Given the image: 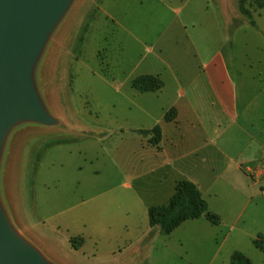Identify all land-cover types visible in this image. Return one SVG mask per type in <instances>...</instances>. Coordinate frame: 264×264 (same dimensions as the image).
<instances>
[{
    "label": "rangeland",
    "instance_id": "rangeland-1",
    "mask_svg": "<svg viewBox=\"0 0 264 264\" xmlns=\"http://www.w3.org/2000/svg\"><path fill=\"white\" fill-rule=\"evenodd\" d=\"M170 32L178 41L190 33L182 50L180 41L169 42ZM158 46L176 51L181 65L196 64L193 53L203 63L221 54L234 79L264 81V0L72 2L32 75L55 124L16 123L0 149V210L46 263L231 264L240 253L264 264L254 246L264 238V161L247 160L264 157V96L227 136V158L204 198L219 225L192 220L169 236L149 226L134 179L140 128L155 114L146 116L148 100L133 95L158 85L140 86V78L162 83L140 75L145 55L154 57ZM243 157L244 173L237 168Z\"/></svg>",
    "mask_w": 264,
    "mask_h": 264
},
{
    "label": "crops",
    "instance_id": "crops-1",
    "mask_svg": "<svg viewBox=\"0 0 264 264\" xmlns=\"http://www.w3.org/2000/svg\"><path fill=\"white\" fill-rule=\"evenodd\" d=\"M240 32L232 34L233 45ZM189 35L179 40L181 50L190 40ZM169 38L173 46L178 41L173 36ZM158 49L163 50V56L160 57L162 66L157 60V55H160ZM145 56L147 58L144 62H140V75H157L163 83L158 92L133 95L135 99L140 98V101L148 100L145 103L151 106L143 110L146 116L155 114L150 127L140 128V176L134 179L135 188L139 187L140 190V204L149 212L152 207L167 205L182 180L195 184L203 198L211 195L216 181V169L224 164L226 150L230 147L231 140L228 141L227 136L232 134L235 127H239L241 119L255 100L264 96V81L248 82L239 77L234 79L228 62L221 54L203 63L198 54L193 53L191 56L196 64L187 62L186 65L177 64L176 51L166 50L165 46L156 47L154 57ZM117 88L120 89L119 86ZM170 111H174V117L166 121L165 116ZM158 126L162 132V141L156 147L150 144L151 135L144 137L141 133ZM238 141L237 137L232 143L237 144ZM231 147L234 149L236 145ZM240 156L241 153L231 159L234 162ZM252 158L247 160L264 161L261 155V159L256 154ZM245 162L243 157L237 164L243 173Z\"/></svg>",
    "mask_w": 264,
    "mask_h": 264
},
{
    "label": "water",
    "instance_id": "water-1",
    "mask_svg": "<svg viewBox=\"0 0 264 264\" xmlns=\"http://www.w3.org/2000/svg\"><path fill=\"white\" fill-rule=\"evenodd\" d=\"M74 0H0V149L22 121L55 124L38 96L33 70ZM0 264H48L20 240L0 210Z\"/></svg>",
    "mask_w": 264,
    "mask_h": 264
},
{
    "label": "trees",
    "instance_id": "trees-1",
    "mask_svg": "<svg viewBox=\"0 0 264 264\" xmlns=\"http://www.w3.org/2000/svg\"><path fill=\"white\" fill-rule=\"evenodd\" d=\"M253 26V25H252ZM235 28H232L234 30ZM150 80L157 83V87L150 88L145 91H158L162 87V83L158 79L140 78L141 81ZM149 82V81H148ZM137 85V82H136ZM174 117V112H168L165 116L166 121H170ZM151 135L150 144L159 146L162 141V132L160 127L146 132ZM149 226L152 229H159L160 233L169 236L188 221H195L205 218L211 224L218 226L220 219L217 215L209 211L208 205L197 186L189 181L182 180L176 186L174 196L169 200L168 204L161 207H152L148 212ZM254 246L264 254V238L259 236L254 241ZM231 264H253L250 259L240 253H235L232 257Z\"/></svg>",
    "mask_w": 264,
    "mask_h": 264
}]
</instances>
